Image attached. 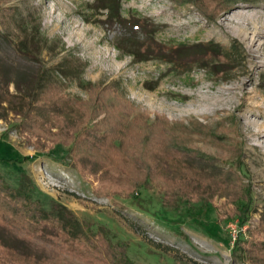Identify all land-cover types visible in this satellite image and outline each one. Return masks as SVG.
Masks as SVG:
<instances>
[{
    "label": "rangeland",
    "instance_id": "1",
    "mask_svg": "<svg viewBox=\"0 0 264 264\" xmlns=\"http://www.w3.org/2000/svg\"><path fill=\"white\" fill-rule=\"evenodd\" d=\"M228 1L230 8L212 22L196 0H120L124 19H148V26L136 29L110 20L100 0H0V61L10 78L9 92L0 102V157H33L24 163L0 161L8 183L20 187L27 175L34 198L46 209L65 206L115 241L129 243L135 264H264L246 251L251 236H264V3ZM39 25L43 47L28 57L20 42L38 34ZM153 38L169 50L180 45L172 58L183 62L205 58L191 47L211 41H238L242 54L234 65H220L223 72L214 74L199 63L175 68L160 58L140 61L129 53H141ZM160 48L157 56L165 57V48ZM216 55L210 54L213 61ZM42 72L73 104L110 87L135 108L132 118L144 113L152 125L163 117L168 131L187 137L186 147L216 157L222 167H233L251 188L254 206L248 222L240 231L241 220L233 210L237 205L222 192L210 206L172 205L173 189L161 178L150 189L129 195L128 182L113 187L101 181H115L106 167L97 175H80L67 156L74 140L56 146L53 136L33 131L39 137L29 130L27 100L17 83ZM86 82L93 84L85 88ZM221 124L235 142L230 138L224 145L208 136ZM235 126L237 131H232ZM39 140L49 147L39 150ZM0 238L20 254L32 251L51 264H95L50 239L32 237L9 215L0 219Z\"/></svg>",
    "mask_w": 264,
    "mask_h": 264
},
{
    "label": "trees",
    "instance_id": "2",
    "mask_svg": "<svg viewBox=\"0 0 264 264\" xmlns=\"http://www.w3.org/2000/svg\"><path fill=\"white\" fill-rule=\"evenodd\" d=\"M100 1L110 20L114 19L125 26L132 25L136 29L144 28L148 24V19L139 17L132 21L124 19L120 0ZM255 1L264 3V0ZM229 2L196 0L200 12L212 22L217 21L219 15L230 8ZM37 30L38 34L32 33V38L26 36V39L20 42V50L28 57L43 47L40 25ZM147 34L153 35L152 31H148ZM153 40L151 44L144 43L141 53L138 51L129 53L139 56L140 61L160 58L175 68L186 69L194 63H199L201 67L210 68L214 74L223 72V69L219 68L220 65H234L242 54L238 41L229 45L211 41L212 43H198L191 47L194 48L195 54L202 53L205 58L183 62L172 58L174 52H180L182 48L180 45L170 46L172 49L169 50L168 46L156 45L154 38ZM160 46L165 48V57L157 56ZM212 52L217 54L215 61L211 59ZM1 63L0 61V102H3L5 94L9 92L10 78L5 65ZM36 77L30 78L26 75L20 79L22 84L17 83V90L27 100L26 119L29 130L31 133L38 130L53 136L52 142L57 143L56 146H65L69 144L68 140H74L73 144L69 145L67 156L73 159V165L80 175L87 176L89 173L97 175L98 170L106 167V172L114 177L115 181L112 182L110 179L101 181L113 187L119 186L120 182H128L129 195L150 189L151 184L157 178H161L173 189L172 205L196 202L210 206L213 204L215 194L222 192L237 205L233 210L241 220L238 224L240 231L244 223L248 222L254 206L250 185L242 182L233 167H222V162L216 157L186 147L187 137L168 131L164 124L165 118L159 117L152 125L147 123L148 119L144 113L132 118L135 108L112 92L110 87L96 95L93 94L89 101L82 100L73 104L64 99L54 82L45 80V72H42L41 77ZM92 84L86 82L82 83V86L89 88ZM55 128H58V132H54ZM224 129L225 126L221 124L217 131H209L207 134L214 142L225 145L231 137L227 132L230 129L227 131ZM232 131H237V127H233ZM61 137L64 139L61 140ZM230 140L235 142L234 138ZM29 141L33 142L32 138L29 137ZM36 144L38 149L43 151L46 150L43 148L49 147L42 140ZM32 158L26 156L18 160L0 157V161L24 163ZM136 162L140 163V167ZM232 162H235V159H232ZM223 164L226 165L228 162ZM117 172L119 176H116ZM24 177L29 181L27 175ZM27 181H23L20 187H13L0 172V219L9 215L20 221L32 237L50 239L67 252L86 261L95 264H135L130 255L129 243L115 241L105 231L81 221L65 206L46 209L40 200L34 198L30 183ZM115 191L120 193L118 190ZM261 223L264 232V216ZM239 243L240 241H237V244ZM247 244V254L261 259L264 263V236L262 238L251 236ZM0 264L51 263L46 256L32 251L20 254L15 246L0 238ZM176 264L189 263L182 260Z\"/></svg>",
    "mask_w": 264,
    "mask_h": 264
}]
</instances>
